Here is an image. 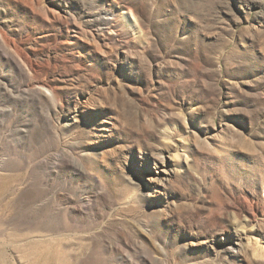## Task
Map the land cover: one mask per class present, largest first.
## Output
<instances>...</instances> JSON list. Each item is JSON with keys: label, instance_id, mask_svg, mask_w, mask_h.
I'll return each instance as SVG.
<instances>
[{"label": "rangeland", "instance_id": "obj_1", "mask_svg": "<svg viewBox=\"0 0 264 264\" xmlns=\"http://www.w3.org/2000/svg\"><path fill=\"white\" fill-rule=\"evenodd\" d=\"M0 39V264H264V0H0Z\"/></svg>", "mask_w": 264, "mask_h": 264}, {"label": "bare ground", "instance_id": "obj_2", "mask_svg": "<svg viewBox=\"0 0 264 264\" xmlns=\"http://www.w3.org/2000/svg\"><path fill=\"white\" fill-rule=\"evenodd\" d=\"M0 48H1L2 52H4V53L7 54L6 45H5L4 41H1V39H0ZM255 254L256 255H259V258L260 259H264V249H262V248H255Z\"/></svg>", "mask_w": 264, "mask_h": 264}]
</instances>
